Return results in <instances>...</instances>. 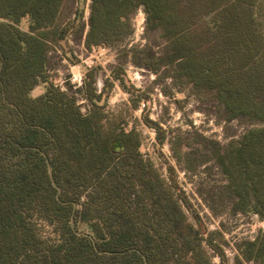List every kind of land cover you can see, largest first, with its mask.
Listing matches in <instances>:
<instances>
[{
  "label": "trees",
  "instance_id": "1",
  "mask_svg": "<svg viewBox=\"0 0 264 264\" xmlns=\"http://www.w3.org/2000/svg\"><path fill=\"white\" fill-rule=\"evenodd\" d=\"M62 6L63 0H0V264H214L182 204L142 157L139 133L105 115L101 101L112 79L127 87L121 68L100 92L86 68L88 113L52 82L30 95L40 79L47 81L50 49L66 47L67 35L85 26L82 8L57 25ZM137 8L164 46L160 54L132 47L133 57H141L135 63L155 73L171 67L174 82L198 96L212 94L225 119L258 124L216 162L235 196L232 210L264 218V0H91L87 49L124 40ZM143 112L163 143L166 132ZM148 207L154 221L143 214ZM175 211L186 228L182 248L169 231L149 227ZM208 242L225 264L222 245ZM236 249L237 263L264 264V229Z\"/></svg>",
  "mask_w": 264,
  "mask_h": 264
},
{
  "label": "rangeland",
  "instance_id": "2",
  "mask_svg": "<svg viewBox=\"0 0 264 264\" xmlns=\"http://www.w3.org/2000/svg\"><path fill=\"white\" fill-rule=\"evenodd\" d=\"M90 3L91 0H63L57 25L72 21L77 9L82 8L85 26L83 30L67 35L64 40L66 47L56 45L50 49L47 55V81L40 79L30 95L36 97L43 94L52 82L73 97L84 113H88L91 104L82 88L86 68L94 70V84L98 92L103 88L106 78H112L111 71L121 68L127 78V87L112 79L114 84L101 101L105 115L123 123L127 130L134 129L139 133L142 157L157 169L169 187L171 197L182 204L187 215L186 222L192 226V233L211 255L214 264L221 263L208 240L222 245L226 253L225 264H256L249 261L237 263L236 244L252 240L264 229V218L255 212L232 210V202L236 199L226 191L229 180L217 164L216 155L223 154L230 143L238 145L242 135L258 124L245 119H225L223 113L218 111L212 94L198 96L193 93L192 86L174 82L171 67L155 73L135 63L141 57H133L132 47L160 54L164 46V40L157 31L148 28L142 8H137L131 14L132 31L124 40L87 49L85 35ZM71 54L72 57H69ZM129 85L139 91H134ZM144 108L145 113L166 132L163 143L158 142L155 127L145 123ZM174 150L180 154L179 158L175 156ZM187 163L193 166L192 169L187 167ZM169 165L174 172L169 170ZM143 171L147 178L151 176L146 166ZM179 189L183 192L180 193ZM183 196L190 202L192 210L184 204ZM143 214L149 221H154L150 207L145 208ZM169 217L172 221L168 220ZM140 220L145 222L141 217ZM166 220L168 223H165ZM163 223L160 226L153 223L149 226L152 227L151 232H154L153 226L157 234L169 231L171 239L176 240L178 247L182 248L181 240L186 228L180 222L179 213L175 211L168 214ZM221 234L225 243L221 241Z\"/></svg>",
  "mask_w": 264,
  "mask_h": 264
}]
</instances>
